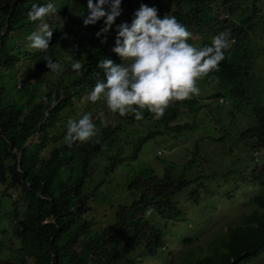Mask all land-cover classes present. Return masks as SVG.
Returning <instances> with one entry per match:
<instances>
[{
    "label": "trees",
    "instance_id": "trees-1",
    "mask_svg": "<svg viewBox=\"0 0 264 264\" xmlns=\"http://www.w3.org/2000/svg\"><path fill=\"white\" fill-rule=\"evenodd\" d=\"M166 1L172 10L167 7L160 18L174 16L192 36H201V42L193 46H210L212 42L205 39L213 33L227 31L228 38L233 39V46L224 50L225 59L218 70L204 78V87L217 90L212 97L223 95L225 100L231 97L236 102L252 104L254 122L238 135L240 139H253L254 143L248 146L252 158L250 148L264 147V88L259 89L255 70L259 66L258 52L264 49L259 45L251 47L249 42L259 23L264 35V17L257 0ZM246 1H250L249 9ZM64 2L59 0L55 4L64 23L56 25L49 19L53 36L49 49L42 53L29 48L24 25L36 23L28 19V11L33 4H45V0H0V195L10 199L5 214L13 220L12 236L17 240L0 264H135L139 254L154 256L164 246L159 222L179 217L181 210L172 197L193 179H185L184 171L174 174L143 167L130 172L125 180L130 200L101 210L103 200L96 197L97 187L106 181L102 175L107 176L115 166L133 157L149 138L188 128L186 122H170L181 108L195 112L203 103L197 105L196 96L175 102L161 119H155L161 129L146 130L144 135L129 141L131 151L127 155L121 154L120 149H107L120 140L128 123L137 121L133 113L120 116L114 126L107 127H101V119L96 117L98 135L90 142L68 147L65 136L54 132L61 106L55 102L65 107L71 104V97L92 91L95 83L104 79L103 70L97 67L99 61L108 58L115 64L123 62L110 52L106 42L101 43L105 37L93 35L98 25H83V18L88 15L87 0ZM243 13L248 14L234 18ZM67 31L71 41L76 42L65 37ZM65 52L70 53L71 60L66 59ZM46 55L61 64L60 75L48 69L44 73H36L33 68L28 71L31 74L26 72L27 62L46 63ZM75 61L82 64L79 75L71 68ZM17 71L22 84L16 87ZM31 75L35 77L31 79ZM48 77L53 79L51 85L47 84ZM10 78L14 88L8 90ZM252 84L255 85L250 88ZM59 91L65 95L60 97ZM141 112L142 120L153 118L147 109ZM29 137L34 140L22 148ZM196 161L202 165L207 157H200L194 147L188 165ZM249 179L262 186V191L250 201L253 207L244 225L226 226L223 232L203 240L205 253L186 252L189 257L181 256L179 264H249L252 256L264 247V156L250 170ZM188 194L197 203L199 190L192 189ZM149 211L157 219L149 221ZM99 223L103 225L100 227ZM0 232L4 234L5 229L0 228Z\"/></svg>",
    "mask_w": 264,
    "mask_h": 264
},
{
    "label": "rangeland",
    "instance_id": "rangeland-1",
    "mask_svg": "<svg viewBox=\"0 0 264 264\" xmlns=\"http://www.w3.org/2000/svg\"><path fill=\"white\" fill-rule=\"evenodd\" d=\"M58 1L56 0V4ZM66 2L68 0H65L64 3ZM122 3L125 4V7L121 8V15L115 20L107 33L109 36L106 38L109 50L115 56L117 55L111 49L115 46L117 27L122 23L130 25L134 19V13L141 4L157 8L158 16L169 7L166 1L155 2V0H130ZM245 4L249 9L250 1H246ZM256 5L264 17V0H257ZM169 8L172 10V7ZM68 12L67 9V14ZM247 14L243 13L234 18L238 20L246 17ZM61 19L64 20L62 17ZM96 24L99 27L94 31V35L104 26L103 19ZM260 25L259 23L250 34L249 42L251 47L259 45L264 49V35ZM25 27L31 28L26 37L36 31L28 24ZM77 27L82 28L83 25H77ZM65 34V37L67 36L71 41L68 31ZM102 36L104 37V35ZM72 41L76 42V39H72ZM197 41H199L198 37L196 40H192L191 44H196ZM256 60L259 61V66L255 69L256 76L257 79L259 78V89L262 90L264 88V51L259 50ZM122 62L127 63L126 61ZM24 66L29 67L27 70L24 67L28 74L32 73L28 72L30 68H33L36 73H44L47 70L46 63L41 62L33 64L31 61ZM16 75L15 86L17 87L22 84V77L18 71ZM34 77L35 75L30 76L31 79ZM254 80L257 83L256 79ZM52 81L53 79L48 77L47 84L51 85ZM197 83L200 88V95L196 96L197 105L202 102V108L199 111L195 109V112L181 108L175 119L170 122V124L186 122L189 124L188 128L149 138L133 157H129L115 166L107 176L98 172L102 178L106 179L97 187L96 200H103L102 205H104L100 207L101 210L130 200L125 180L130 172L143 167L153 170H170L174 174L184 171L185 179H193V182L172 197L173 202L181 210L179 217L174 220H165L164 224L159 222V225L163 227L161 241L164 246L157 249L154 256L145 253L139 254L135 264H179L181 256L189 257V255L185 256L186 252L189 254L205 253L206 248L203 240H209L213 234L219 231L223 232L228 225L243 226L253 207L250 201L262 191V186L249 179L250 170L256 164L252 161L248 151V146L254 143L253 139L238 138L240 131L254 122L252 104L242 100L236 102L231 97H226L225 100L223 95L218 97H221L226 103L218 102V97H211L212 93L217 90L211 91L209 87L205 88L204 79ZM6 85L8 90L13 89V80L10 78ZM254 85H250V88ZM90 92V90H86L77 97H71V104L65 107H62L58 101L55 102L56 105H61L58 107L57 127L54 128L56 135L65 136L68 121H78L84 115L83 110H87L85 114H90L96 125V117H100L101 112L104 113L103 118L109 125L114 126L121 120L120 116L108 111L105 101L90 102L88 100ZM64 95L65 93L59 91L60 97ZM157 128L161 129L162 127L154 117L148 120L134 121L132 124L128 123V130L122 133L120 140L114 142L107 150L114 152L120 149L121 154L127 155L131 151L129 144L131 139L144 135L146 130ZM129 130L132 135L128 133ZM31 139L34 140V138ZM194 147L200 157H207V161L202 165H198V161L188 165ZM98 177L97 175L96 181ZM202 187L206 191H203ZM192 189L199 190L197 203L189 198L188 193ZM0 196V228L5 229L4 234L0 232V244L3 247L0 249V259H3L8 256V249L17 244V240L12 236L13 220L5 214L10 207V199L3 195ZM146 218L149 221L157 219L153 211H149ZM102 225L99 223L100 227ZM262 252L263 255H261ZM249 264H264V249L252 257Z\"/></svg>",
    "mask_w": 264,
    "mask_h": 264
},
{
    "label": "clouds",
    "instance_id": "clouds-1",
    "mask_svg": "<svg viewBox=\"0 0 264 264\" xmlns=\"http://www.w3.org/2000/svg\"><path fill=\"white\" fill-rule=\"evenodd\" d=\"M54 1L45 0L43 5L33 4L28 11V19L36 22L28 24L36 31L27 37L25 35L31 50L46 53L49 49L53 36V29L48 23L50 18L56 25L64 23L58 15L59 8ZM123 1L125 0H87L88 15L83 18V25H95L103 19L104 26L95 35L93 33L96 38L104 35L105 39H102L101 43L106 42L109 36L107 33L121 15V8L125 7ZM159 1L166 0H155ZM223 16L226 17L227 14ZM98 27H95V30ZM26 29L28 34L31 28ZM116 31L115 46L111 51L127 63L115 64L108 58L99 61L97 67L103 70L104 79L95 83L88 100L92 103L103 100L110 113L119 114L121 117L133 113L137 121L143 119L141 110L147 109L154 119L159 120L164 116L166 109L175 102L199 96L200 88L197 82L218 70L220 62L225 59L224 50L234 43L225 31L208 35L205 40L211 41V45L197 48L193 45L201 42V36H198L199 41L196 44H191L192 40H196V36H192L174 16L165 15L160 18L157 8L145 4H141L134 13L130 25L122 23ZM191 36L193 38L188 42ZM65 57L72 59L69 52H65ZM45 62L48 70L60 75L59 62H53L47 55ZM71 68L79 75L82 64L75 61ZM217 101L226 103L221 97H218ZM100 117L101 127H107L108 122L103 118V112ZM98 132L92 116L84 114L78 121H68L65 143L68 147L76 143H87L92 141ZM250 150L253 162L258 163L264 156V147L255 146ZM261 250L263 248L255 255Z\"/></svg>",
    "mask_w": 264,
    "mask_h": 264
},
{
    "label": "water",
    "instance_id": "water-1",
    "mask_svg": "<svg viewBox=\"0 0 264 264\" xmlns=\"http://www.w3.org/2000/svg\"><path fill=\"white\" fill-rule=\"evenodd\" d=\"M31 138H32V137H29V138L27 139V141L24 143V145H23L22 148H24V146L27 145V143L31 140ZM19 156H20V151H18L17 154H16V161H17V164H18V161H19Z\"/></svg>",
    "mask_w": 264,
    "mask_h": 264
},
{
    "label": "crops",
    "instance_id": "crops-1",
    "mask_svg": "<svg viewBox=\"0 0 264 264\" xmlns=\"http://www.w3.org/2000/svg\"><path fill=\"white\" fill-rule=\"evenodd\" d=\"M83 1H85V0H83ZM263 249H264V247H263ZM261 255H263V254H261Z\"/></svg>",
    "mask_w": 264,
    "mask_h": 264
}]
</instances>
